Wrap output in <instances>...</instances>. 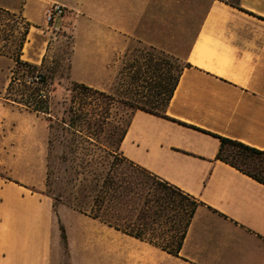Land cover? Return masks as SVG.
Wrapping results in <instances>:
<instances>
[{
	"label": "crops",
	"instance_id": "0c3cea01",
	"mask_svg": "<svg viewBox=\"0 0 264 264\" xmlns=\"http://www.w3.org/2000/svg\"><path fill=\"white\" fill-rule=\"evenodd\" d=\"M54 3L66 80L110 91L144 46L181 64L165 116L133 109L118 152L198 205L173 255L54 204L46 118L11 98L16 61L0 52V264H264V185L216 158L218 136L264 151V0H0L24 24L17 58L42 73Z\"/></svg>",
	"mask_w": 264,
	"mask_h": 264
},
{
	"label": "rangeland",
	"instance_id": "374dc122",
	"mask_svg": "<svg viewBox=\"0 0 264 264\" xmlns=\"http://www.w3.org/2000/svg\"><path fill=\"white\" fill-rule=\"evenodd\" d=\"M59 19L54 21L56 29L49 27L57 42L41 69L48 77L46 97L39 98L33 93L34 88L42 85L28 83L26 67L16 63L14 75L19 81L11 91V98L20 101L31 96L44 99L50 113L44 114L48 129L44 192L54 204L64 202L108 218L117 216L120 223H136L142 213L150 215L153 210L158 211L155 199L164 200L168 204L161 205L154 237L166 241L167 234L171 235L172 229L184 219L186 200L169 193L155 178L126 161L120 156L117 144L135 101L144 102L152 95L153 91L148 88V84L153 85L151 79L160 73L166 85L168 73L176 74L181 64L158 50L138 47L129 53L125 74L119 76L110 91L86 85L83 88L66 80L70 38L56 23ZM23 36L24 24L0 13V52L16 60ZM155 66L160 69L157 73ZM112 202L118 206L112 207ZM62 242L63 250V239Z\"/></svg>",
	"mask_w": 264,
	"mask_h": 264
},
{
	"label": "trees",
	"instance_id": "16d2710c",
	"mask_svg": "<svg viewBox=\"0 0 264 264\" xmlns=\"http://www.w3.org/2000/svg\"><path fill=\"white\" fill-rule=\"evenodd\" d=\"M226 3L238 7V0H223ZM16 65H21L26 67L27 73H28V82H34L36 77L38 80L35 82L37 84L42 85V87H36L34 88L33 93L36 94L39 98L46 97V85L48 81V77L40 72L39 68L36 65L30 64L28 62L21 61L20 59H16ZM182 69V66H180L179 69H177L176 74H170L168 73L167 76V84H163V79L159 75V67L155 66L154 71L158 74L154 76L155 79H151L153 82V85L148 84V88L153 91L152 95L145 99L144 102H138L135 101L136 105L134 106V109H140L152 114L165 116V108L172 96V93L177 85L179 74ZM15 70L13 71L12 80L9 85V89H12L13 84L18 80L16 78ZM75 83V82H74ZM147 83V82H146ZM80 84V83H78ZM81 87L84 88V84H80ZM33 94V95H34ZM15 101L21 102L27 107H30L32 110L43 113V114H50L47 111L46 101L44 99L36 100L33 98V96L29 97V99L25 101L16 100ZM128 100V98H126ZM133 106V105H130ZM161 107L160 110L158 108ZM126 129V128H125ZM122 132L118 144H117V150L120 140L122 139V136L125 132ZM220 140V148L216 155V158L229 164L230 166L236 168L237 170L241 171L242 173L248 175L249 177L253 178L254 180L258 181L259 183L264 185V151L257 149L255 147L249 146L247 144H244L240 141L229 139L226 137L218 136ZM121 156V155H120ZM126 160V159H125ZM127 161V160H126ZM129 162V161H128ZM134 167L138 168L139 170L143 171L144 173L148 174L149 176L155 178L157 181V184L168 190L171 194H176L180 196L183 200H186L187 208L185 209V215L183 221L178 225L177 228L172 229L171 235L167 234L166 241H159L157 238L154 237V233L156 231L155 225H158V217L161 216L160 213H162L161 205H167L168 202L161 201V199H155L156 205H158L159 209L158 211L153 210L152 213H149L150 215L141 214L137 222L135 223H120L119 218L116 216L115 218H108L105 215H101L98 212H87L86 210H83L81 208H76L77 210L84 212L93 218H97L100 221L108 224L109 226H112L118 230H121L129 235H132L136 238H139L141 240H145L149 243H152L161 249L173 254L178 255V252L181 248L186 229L188 227V224L192 218V215L194 213L195 207L198 205V201L191 197L190 195H187L177 189L176 187L168 184L165 181H162L155 177L154 175L148 173L146 170L140 168L139 166H136L129 162ZM110 198V197H109ZM113 206H118L115 202L111 203ZM70 205V204H68ZM102 205V204H101ZM147 205V204H146ZM96 207H99L96 205ZM111 208V207H110ZM150 211L149 209H147ZM148 217L150 218L148 220ZM61 233H62V239L65 241V234L63 231V228L61 227Z\"/></svg>",
	"mask_w": 264,
	"mask_h": 264
},
{
	"label": "built area",
	"instance_id": "2783aa9c",
	"mask_svg": "<svg viewBox=\"0 0 264 264\" xmlns=\"http://www.w3.org/2000/svg\"><path fill=\"white\" fill-rule=\"evenodd\" d=\"M63 14H64V8H63L62 5L57 4V3L52 4L49 7V9L47 10L46 16H45L47 25L49 27H52L53 29H56V27L53 26L54 25V21L56 19L61 18L63 16ZM35 79L38 80L37 77Z\"/></svg>",
	"mask_w": 264,
	"mask_h": 264
}]
</instances>
